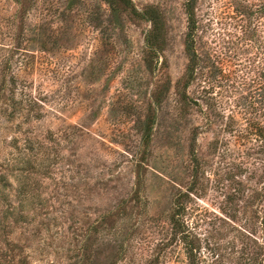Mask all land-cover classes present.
I'll use <instances>...</instances> for the list:
<instances>
[{
	"label": "rangeland",
	"instance_id": "obj_1",
	"mask_svg": "<svg viewBox=\"0 0 264 264\" xmlns=\"http://www.w3.org/2000/svg\"><path fill=\"white\" fill-rule=\"evenodd\" d=\"M66 1L22 0L19 5L16 0H0V89L5 84L0 100V254H7L8 243L13 242L22 252L21 257H29L33 264H70L69 258L76 250L74 230L93 223L110 204V197L106 196L100 181L112 179L110 187L123 188L124 197L132 191L137 174L131 172L132 164L127 161L132 156H141V151L134 148L141 142V135L133 130L135 117L148 115L150 96L158 82L175 85L184 75L188 63L184 51L188 25L186 0H132L138 12L157 10L165 16L166 48L159 66L165 61L169 67L163 74L151 73L142 64L141 47L151 28L150 23L123 12L119 28L113 29L107 23L109 8L106 3L78 0L67 13V21L61 24L58 19L66 12ZM263 1L198 0L195 14L200 41L213 44L216 50L219 45L225 47L236 40V35L247 24L241 12L247 7L256 10ZM30 27L45 29L47 33L60 32L63 27L70 35L63 36L62 48L53 57L41 54L37 48L29 53V45L34 46L28 41ZM35 45L39 47L40 43ZM201 85L202 81L194 83L190 88L191 95ZM30 90L32 95L37 94L47 104L43 118L31 124L19 115L22 106L17 103L25 100ZM171 103L170 99L165 102L161 131L153 138L151 152L159 156L161 165L167 169V176L174 173L178 185L185 191L191 183L185 169L189 164L188 143L192 127L171 128ZM13 108L18 117L8 121L5 113H13ZM194 117L193 125L202 127L197 139L198 154L213 168H208L210 181L205 179L206 189L191 196L192 201L187 204L182 220L202 237L209 232L225 234L229 231V239L238 247L243 241H250L252 233L260 239L264 233L260 225L264 220V154L258 153L259 145L255 142L238 143L234 138L230 143V157L214 154L210 144L229 136L219 133L220 124L206 127L204 117L197 113ZM45 154L52 158L60 154L65 158L47 180L36 175L41 163L38 159ZM35 160H38L37 171L32 179L42 182L37 193L44 194V199L50 201L53 207L50 211L60 216L57 209L61 212L67 209L68 213L75 210L73 215L80 220L75 224L68 217L62 226L67 232L66 239L53 241L47 237L45 228L39 234L42 227L38 228V225H20L13 235H8L5 211L9 202L13 205L20 203L18 190L28 183L27 173L21 170L25 162ZM228 163L232 164L231 192L236 200L231 211L234 218L225 224L220 220L224 218L220 207L225 204L218 183L225 176ZM78 170L81 174L75 175ZM152 174L151 169L146 174L150 186L148 193H151L148 207L146 201L134 204L146 211L125 225L135 227L132 240L125 246L128 249L126 260L138 255L134 253H143L141 249L148 247L147 244L151 243L154 249L161 238L170 234V203L176 198L169 197L168 188H161L163 184L155 181ZM81 175H85L90 184L81 185L79 199L71 186L74 184L72 178L78 179ZM7 178L9 188L3 185ZM164 180L168 181L167 178ZM99 182L102 186L97 185ZM240 189L243 192L240 193ZM139 209L136 211L142 213ZM68 229L72 231L68 232ZM108 239L100 235L91 247L92 264H130V261L113 256L107 245ZM119 239L123 241L124 238L119 235Z\"/></svg>",
	"mask_w": 264,
	"mask_h": 264
},
{
	"label": "trees",
	"instance_id": "obj_2",
	"mask_svg": "<svg viewBox=\"0 0 264 264\" xmlns=\"http://www.w3.org/2000/svg\"><path fill=\"white\" fill-rule=\"evenodd\" d=\"M101 1L108 5L107 23L108 26H113V29L119 28L121 13L123 12H127V15L134 16L140 21L150 23L151 28L146 33L141 47L142 64L151 73L158 71L159 74H163L169 67L165 61L159 66L160 58L166 48L165 16L157 10L138 12L135 10L132 0ZM197 1L186 0L185 14L188 25L184 51L188 63L184 75L176 81L175 85L168 82L166 84L158 82L150 96L148 115L135 117L133 130L136 134L141 135V142L134 148L141 151V156L137 158L132 156L130 161H127L132 164L131 172L137 174L132 191L124 197L123 188L110 187V183L113 182L112 179L107 182L100 181L106 190V196L110 197L108 199L110 204L93 223L90 222L87 226L75 230V227H72L76 250L73 252L74 255L69 258L70 264H92L91 254L93 253L90 249L96 244L100 235H103L104 238H110L107 245L114 254L113 256L118 260H126L128 254V249L125 248L126 243L132 240L135 234L133 232L134 225L126 226L137 215L146 211L137 208L139 206L134 204L146 201L148 207L150 202L151 193H148L150 186H148L149 181L146 179L149 169L152 170L155 181L158 180L163 184L160 187L168 188L166 189L168 196L176 198L170 203L171 214L168 219L170 234H168L169 238L167 235L161 238L154 249L151 248V243L147 244L148 247L145 246L141 249L143 253H134L138 255H133L126 262L130 261V264H136V262L139 264H264V233L260 239L255 236V233H252V239L249 238L250 241L248 242L243 241L241 247H238L236 242L229 239V231L225 234L209 232L207 233L209 235L202 237L182 220L187 204L192 201L191 196L198 192H204L206 189L205 179L210 181L208 168H213V165L198 154L197 139L202 127L193 125L194 120L192 118L195 113L204 117V126L210 127L218 123L221 126L219 133L229 136L210 144L211 152L214 154H219L220 157L224 158L230 157V143L233 138L238 143L243 141L255 142L259 145L258 153L264 154V1L261 7L256 8V10L247 7L242 11L243 13L241 12V16L246 17L247 24L243 26L240 34L236 35V40L230 41L225 47L217 46V50L215 46H212L213 44L203 43L198 37V22L195 14ZM16 2L22 5V0H16ZM77 3L78 0L66 1V12L62 13V17L58 19L61 24L67 21V13ZM61 29L63 30L60 32L53 30L50 34L45 29L39 30L30 27L29 34L31 37L28 41L34 46L29 45L28 52H35L34 50L37 48L41 54L55 56L62 48L60 41L63 36L69 34L67 29L63 27ZM37 43H40L39 47L35 45ZM200 81H202L201 87L194 95H191L190 88L194 83ZM4 86L5 84L2 87L4 88ZM3 88L0 89V100H2ZM172 90L174 97L170 98ZM169 99L172 101V112L170 113L173 123L171 128L175 130L180 125H184L185 129L192 127L188 143L189 164L185 169V174H189L191 177V183L185 191L178 185L179 182L174 173L167 176V169L161 165L159 156L151 152L153 150V138L161 131L163 122L161 114L164 111L165 102ZM23 100L20 103L17 102L22 106L18 112L19 115L29 124L40 121L43 118L44 108L47 107L46 102L37 94L32 95L31 90ZM13 107H15V103ZM13 110L14 112L9 115L5 113L8 121H13L18 117L15 108ZM58 146L60 147L59 144ZM40 158L38 160H41V163L37 166L39 172L36 175H42L44 180L51 179L54 169L65 160L60 154L53 158L50 154H45ZM38 160L27 161L23 165L21 171L27 173L26 182L28 183L21 185L18 190L20 203L13 205L9 202L5 211L8 235H13L20 225L26 227L38 225V228L42 227L39 228V234H42V229L45 228L47 237L51 240L66 239L67 232L62 227L66 220L71 218L75 224L80 220H77L78 217L73 215L75 210L68 213L67 209L64 212L57 209L61 215H55L54 211H50L53 208L50 201L44 199V194L37 193L42 188V182L33 181L32 176L37 171L36 163ZM231 168L232 164L228 163L225 167L226 173L223 174L225 176L218 183L225 204L224 207H220V212L224 217L220 220L225 224L234 218L231 211L233 209L232 204L236 200L231 192L233 178ZM74 174L80 175L81 170L80 172L79 170L78 172L75 171ZM85 175H81L78 179L72 178L74 184L71 187L75 189L79 199H81L79 193V190H82L81 185L90 184L89 181H86ZM166 178L168 181L164 180ZM100 182L97 185H100ZM1 183L2 181H0ZM3 185L5 188L11 186L8 178L6 183L3 181ZM62 186L65 187L64 182ZM239 192L243 191L240 189ZM8 198L9 196L5 200L8 201ZM73 207L76 209V206ZM136 209L141 210L142 213ZM260 225L264 232V220ZM54 229L57 230L54 231ZM72 230L68 229L67 231ZM119 235L124 238L123 241H120ZM90 242L91 245L88 248ZM8 246L9 252L0 254V264H33L29 262V257H21L22 252H19L20 249L15 243H8Z\"/></svg>",
	"mask_w": 264,
	"mask_h": 264
}]
</instances>
